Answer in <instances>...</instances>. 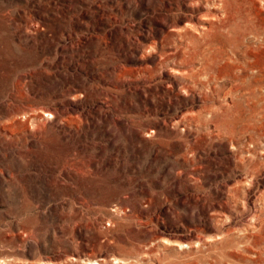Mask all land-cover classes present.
Here are the masks:
<instances>
[{
    "label": "rangeland",
    "instance_id": "obj_1",
    "mask_svg": "<svg viewBox=\"0 0 264 264\" xmlns=\"http://www.w3.org/2000/svg\"><path fill=\"white\" fill-rule=\"evenodd\" d=\"M0 264H264V0H0Z\"/></svg>",
    "mask_w": 264,
    "mask_h": 264
}]
</instances>
